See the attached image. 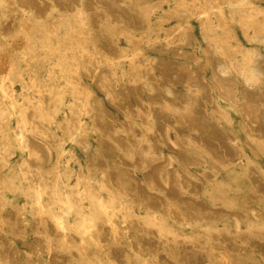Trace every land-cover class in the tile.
Instances as JSON below:
<instances>
[{"label":"bare ground","instance_id":"1","mask_svg":"<svg viewBox=\"0 0 264 264\" xmlns=\"http://www.w3.org/2000/svg\"><path fill=\"white\" fill-rule=\"evenodd\" d=\"M166 19L172 38L153 33ZM0 37L10 44L0 41V264H257L249 248L264 263V0H0ZM74 147L72 184L50 163L75 159ZM18 187L29 218L12 205Z\"/></svg>","mask_w":264,"mask_h":264},{"label":"rangeland","instance_id":"2","mask_svg":"<svg viewBox=\"0 0 264 264\" xmlns=\"http://www.w3.org/2000/svg\"><path fill=\"white\" fill-rule=\"evenodd\" d=\"M166 3H164L165 5ZM165 13V11H160V13H158L157 15V18L154 19L156 22L161 20V16H163ZM28 20H30V23L31 25H35L33 26V32H35L36 36H43L45 33H44V28L41 26V24L36 21L33 17H29ZM45 23V22H44ZM177 28H176V24L174 23V20L173 19H166L164 20V24L162 26V28L158 29L155 28L153 33L154 34H163L164 31H168L170 32L168 35H166V37L168 38H172L176 32H177ZM237 30L240 34V41L244 44H247L249 45V41L246 39V37L243 35V31L241 30L240 26L237 25ZM56 37L58 38V41L59 43H66L68 41L67 38H65V33L63 32V30H58L57 33H56ZM1 38V37H0ZM1 43H2V46L5 47V46H8L9 47V42L7 40H5L4 38H1L0 39ZM69 42V41H68ZM118 44L121 48L123 49H129L130 48V43L128 42V40L126 38H124L123 35H118ZM38 52L40 53H44L46 52V48L43 47L42 45L41 46H38L37 48ZM23 52H25L24 54H19L18 51L16 50H12V53L14 54L13 56H15V59H13V68L15 71H20V69L22 68V66H25L24 64L26 63V60H29L28 59V50L26 48H23L22 50ZM14 52H17V53H14ZM144 52L147 53V54H153V53H157V50H151L149 48H145L144 49ZM30 54V53H29ZM161 55L165 58H167V54L166 53H161ZM56 58L59 60V62L62 64V66H67V64L69 62H71V57L68 53L64 52V50H60L56 55ZM56 58L53 60V62L56 64ZM189 64L193 67H198L200 68V66H198L193 60H189ZM122 66V72L124 74H127L129 75V64L127 62L124 61V63L121 64ZM29 67L32 65H28ZM27 67V66H26ZM50 68V66H48L47 63L44 64V69L42 71H39V74H40V78H41V83L43 84H47L49 83V79H50V75L48 74V69ZM204 73L207 72V67H201L200 68ZM57 77H58V74H57ZM56 78V77H55ZM51 79H54V78H51ZM21 85H23V83L21 81H17L16 83V92H15V96L18 100L19 103H23L26 99L27 96H29L30 94L29 93H25L26 92V89L25 87H20ZM95 91L96 93L98 94L99 97L102 98V102H104L106 108H108L110 110L111 113H113L116 117L119 118V120H122L123 116L122 114H120L119 111H117L112 105H110L109 103L106 102V100H104V97H103V92L100 91L97 87L95 88ZM61 96L63 98V100L65 101L64 102V105H62L60 107V109L62 110V114L65 116L67 114H69V102L71 100V98L69 97L70 95L68 94V92L65 94L63 92H61ZM35 98V97H34ZM213 114V113H212ZM229 116H230V122L234 125H237L238 124V117L237 115L235 114V112L231 111L229 112ZM216 115V114H213V116ZM13 124V123H11ZM225 126L226 124L223 123ZM237 132V130H236ZM239 134V141L240 142H243L245 139H244V136L242 134V132H238ZM170 136L171 138H173V134L170 133ZM52 141L56 142V136L55 137H52L51 138ZM95 142V138L93 139L92 141V144H94ZM73 149V153H74V157L75 159L73 158H69L68 156L67 157H64V158H61V160L59 161H56L54 156H53V159H52V164L50 163V166L52 167H57V169H52V170H55L60 173V176H63V173L66 174V175H70V180H71V183L74 184L75 182V175L81 171V168H82V165H78V161L81 162V164L83 163V154L80 150H78L77 148H72ZM10 154V152H9ZM246 154L248 156H251L252 157V154L251 152L248 150V148L246 147ZM173 155V154H172ZM10 157V162L13 163V164H19L20 163V154L18 153V151H14L13 153H11L9 155ZM172 167L174 168V170H176L178 168V165L176 164V160L175 158L172 159V163H171ZM189 171L191 174H193L194 176H200L203 174V169H200L199 171L196 170V168H194L193 166L192 167H189ZM237 172H240L239 170H236ZM221 179V176H218V180ZM201 182H203V180L201 179ZM22 188L21 187H18L14 190V193L11 194V196H13L14 200H13V204L12 205H15L17 207H20L23 211V215H25L26 217H30V210L31 208H33V203L29 200H27L26 197H24V195H22V193L20 192ZM201 202L204 203L205 206H207L208 208H211L213 207L212 205V202L206 197V196H202L200 198ZM218 205V204H217ZM22 215V217H23ZM122 226H124L123 224H120L118 223V228L122 231V232H125V229L122 228ZM244 230V228H243ZM27 239L29 241H32V236L31 234H28L27 236ZM240 241L237 240V243H239ZM16 246L21 249V244L19 242H17ZM249 251L251 252V254L253 255L254 257V261H256L257 264H264L261 262V256L259 254V251L258 249L256 248H249ZM249 264H251L252 262H248ZM104 264H107V263H104Z\"/></svg>","mask_w":264,"mask_h":264}]
</instances>
